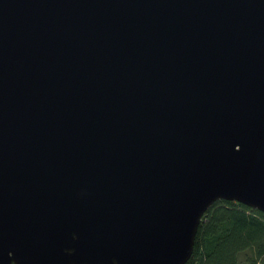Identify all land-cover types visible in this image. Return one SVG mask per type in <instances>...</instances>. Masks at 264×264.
Wrapping results in <instances>:
<instances>
[{
  "label": "water",
  "instance_id": "obj_1",
  "mask_svg": "<svg viewBox=\"0 0 264 264\" xmlns=\"http://www.w3.org/2000/svg\"><path fill=\"white\" fill-rule=\"evenodd\" d=\"M216 200L264 214V0H0V264H184Z\"/></svg>",
  "mask_w": 264,
  "mask_h": 264
},
{
  "label": "trees",
  "instance_id": "obj_2",
  "mask_svg": "<svg viewBox=\"0 0 264 264\" xmlns=\"http://www.w3.org/2000/svg\"><path fill=\"white\" fill-rule=\"evenodd\" d=\"M184 264H264V214L234 201H214L198 222Z\"/></svg>",
  "mask_w": 264,
  "mask_h": 264
}]
</instances>
